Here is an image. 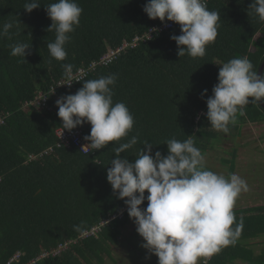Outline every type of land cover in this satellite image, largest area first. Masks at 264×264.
I'll return each instance as SVG.
<instances>
[{"label": "trees", "instance_id": "trees-1", "mask_svg": "<svg viewBox=\"0 0 264 264\" xmlns=\"http://www.w3.org/2000/svg\"><path fill=\"white\" fill-rule=\"evenodd\" d=\"M54 2L39 0L41 6L27 13L23 9L26 0H0V25H14L10 38H0V264L16 252L25 262L67 241L72 242L60 254L48 255L36 264H102L106 255L111 257V247L118 242L120 227L127 221V210L120 218L101 225L96 235H81L126 207L107 182L106 172L115 148L132 136L137 137V144L120 153V158L127 157L130 162L139 149L144 150L145 142L153 145L152 155L159 151L166 156V142L172 138L181 142L191 138L206 155L223 148L215 144L220 135L239 136L244 125L264 123V110L259 102V107L251 104V97L246 116H238L228 133L215 130L207 120L205 101L212 95L221 67L216 63L247 57L258 73L264 60V21L249 9L252 0H207V8L218 11L220 20L215 42L206 45L204 57L177 55V45L170 39L181 34L176 23L175 29L139 41L83 78L117 76L111 86L113 104L123 102L134 119L126 137L89 153L73 145L57 146L55 131L63 128L55 102L61 96L75 94L84 83L81 80L57 86L59 80L67 78L61 65L72 64L73 71L89 70L91 62L109 48L132 41L161 21L149 19L143 11L147 0H76L82 8L80 23L69 33L66 59L57 61L47 49L55 33L47 31L52 21L45 11ZM16 42L30 44L26 63L10 54V45ZM38 92L46 95V106L28 103ZM78 128L90 134V123L74 129ZM44 150L46 154L29 159V155ZM224 151L229 156L221 157L220 162L227 166L228 177L235 168L237 149ZM140 207H147V200ZM233 211L239 214V221L243 220L239 238L264 234V205ZM242 250L237 241L214 254L207 264H229Z\"/></svg>", "mask_w": 264, "mask_h": 264}, {"label": "clouds", "instance_id": "clouds-1", "mask_svg": "<svg viewBox=\"0 0 264 264\" xmlns=\"http://www.w3.org/2000/svg\"><path fill=\"white\" fill-rule=\"evenodd\" d=\"M40 6L39 0H26L23 9L31 13ZM249 9L264 21V0H252ZM45 11L52 21L47 31L55 33L47 49L52 58L64 61L69 33L79 25L82 8L76 0H56ZM143 11L149 19L159 18L161 22L166 19L180 25L181 34L170 36L179 57L185 53L193 58L204 57L206 45L215 42L218 35L220 13L210 11L207 0H147ZM13 26V22L0 25V38H10ZM10 48L12 56L21 57L26 63L29 43L16 42ZM218 65H221L218 82L205 101L206 117L212 128L228 133L229 125H235L238 116H246L249 97L257 107V102L264 100V74L258 75L247 57L232 58ZM61 67L69 79L68 85L84 81L75 94L61 96L55 102L62 128L70 131L90 123V134L85 139L94 150L126 137L134 119L123 102L113 104L111 86L117 76L109 74L87 80L77 78L72 64ZM206 92L207 89L201 95ZM136 144L137 137L132 136L115 148L106 180L117 198L124 201L127 215L144 241L142 247L158 258V264H198L201 257L211 258L223 248L235 245L242 233L243 220L236 221L233 209L240 194L248 191L247 182L237 174L225 177L208 169L205 155L191 138L183 142L169 139L166 156L159 151L152 155L153 145L145 142L144 150L139 149L133 161L120 158V153ZM145 200L147 207L141 208Z\"/></svg>", "mask_w": 264, "mask_h": 264}, {"label": "rangeland", "instance_id": "rangeland-1", "mask_svg": "<svg viewBox=\"0 0 264 264\" xmlns=\"http://www.w3.org/2000/svg\"><path fill=\"white\" fill-rule=\"evenodd\" d=\"M216 64H219L218 62ZM239 136H224L220 135L217 139L218 141L215 142L216 145H220L223 148L218 149L215 148L213 150H210L205 155V162L210 167H221L219 163V158H227L229 155L224 151L226 148L236 147L238 148V152L247 153L246 150H253L259 149L258 152H254V156H250L251 152L246 157H251V160L253 161L254 168H257V170H260V167L264 163V123L255 124H246L242 127L240 130ZM261 149V151H260ZM241 164L238 165L239 168H241ZM225 168V167H224ZM214 170V169H213ZM225 173V171H224ZM240 175V173H239ZM251 186L248 188V192L246 193H252ZM255 192V191H254ZM243 195V194H242ZM244 202L246 203H254L256 201L255 197L248 196L245 197ZM146 208V207H143ZM138 233H136V226L132 219L127 218V221L125 224L120 227V233L118 236V242L115 245H112L111 247V255L112 258L115 259V263L119 259L127 258V261H121L120 264H136V261L138 260V254L140 253L141 249H144L142 247L143 241H140L138 238ZM140 237V236H139ZM145 252L143 250L141 254ZM109 255H106L104 257V261L102 264H112L111 261H106L107 258H109ZM143 257L147 259V261L141 262L140 264H158V258L151 254L149 251L146 252ZM122 258V259H123ZM150 258V259H149ZM149 259V260H148Z\"/></svg>", "mask_w": 264, "mask_h": 264}, {"label": "built area", "instance_id": "built-area-1", "mask_svg": "<svg viewBox=\"0 0 264 264\" xmlns=\"http://www.w3.org/2000/svg\"><path fill=\"white\" fill-rule=\"evenodd\" d=\"M176 28V23L175 22H171V21H167L165 20L164 22L155 24L151 27H149L147 29V31L140 35V36H136L132 39V41H123L122 44H120L119 46L115 47V48H109L98 60L92 61L91 65L89 67V70H85V69H78L76 71H73L74 74L77 76V78H81L83 79L84 77H86L88 74V71L93 70L96 66L98 65H102V64H107L109 63L111 60H113L118 54H120L121 52L125 51L126 48L128 47H135L137 45V43L139 41H149L152 38H154L155 36L163 33V32H167L170 31L172 29ZM155 29V31L153 30ZM148 34V35H147ZM73 82H77V81H73ZM69 83V79L68 77L65 79H61L57 82V86H65L68 85ZM72 84V83H71ZM54 88L51 89V91H53ZM46 95L42 92H38L35 99L31 100L30 103L33 106H46ZM40 99V100H39ZM38 100V101H37ZM3 123V119L0 118V124ZM55 134L58 137V142L56 143L57 146L59 145H65V146H69V145H73L77 148H79L83 153H89V152H95L94 149L91 148V146L89 145L91 142L89 140H86L85 137L88 136V134L84 133L81 129H72V130H68L65 131L63 129H57L55 131ZM49 150H51V148H49ZM47 150H44L42 152H40L38 155H29V159H34L37 158L39 156H41L42 154H46ZM127 207H124L122 209V211H120L118 214L113 215L112 217H110V219L104 220L100 223V225L98 226H94L91 228V230H87L84 231L81 235V237H85V236H89V235H96L97 232L100 230V226L105 224L106 222H108L109 220L115 218V217H121L122 212L126 211ZM72 241H67L64 243H59L55 248H53L50 251H42L39 255L25 261V262H21L20 261V256L21 253L20 252H16L14 253L7 261H5L2 264H36L37 261H39L40 259L48 256V255H58L60 254V252H62L66 247L67 244L70 243ZM205 259L206 258H201L200 260V264H205ZM210 258L206 259V264L208 263V260Z\"/></svg>", "mask_w": 264, "mask_h": 264}, {"label": "crops", "instance_id": "crops-1", "mask_svg": "<svg viewBox=\"0 0 264 264\" xmlns=\"http://www.w3.org/2000/svg\"><path fill=\"white\" fill-rule=\"evenodd\" d=\"M238 148H236L237 151H236V159H235V168H234L233 173L237 174V175H239V173H240L239 176L242 177L247 182L248 188L251 186L253 191H252V193L242 192L240 194V196L237 198L234 209H240L243 207L262 206V205H264V163L260 167V170H257V168H254V166H256V165H254L253 161L251 160V157H246L249 155L250 152H251L250 156H252V155L254 156V152H258L259 149L257 148L255 150H253V152L251 150L250 151L246 150L247 153H242V152L240 153V152H238ZM260 151H261V149H260ZM219 163H220L221 167H218V168L212 167L214 169L213 171L226 176L227 170H228L227 166L221 164L220 158H219ZM239 164L242 165L241 168L238 167ZM224 171H225V173H224ZM248 196L255 197L256 201L254 203L244 202L243 199L245 197H248ZM235 216H236V221L239 222V219H238L239 214L237 213V214H235ZM233 227H235V225H233ZM137 238L140 241H143L142 237H139V234H138ZM237 241H239V244L242 245L243 250L229 264H261L263 262V258H264V255H263L264 254V234H258L255 236H251V235L243 236L242 238H239ZM143 250H145V252H143L141 254V252ZM146 252H148V250L145 248L140 250V253L137 255L138 260L136 261V264H140L141 262L147 261V259H145V257H143V255ZM262 255H263V257L261 259H259ZM122 258L119 259L117 261V263H115V264H120L121 261L123 262V261L127 260V258H123V259ZM106 261H111L112 264H114L115 259L112 258V256H111V257L107 258ZM199 262H200V260L198 261V264H199Z\"/></svg>", "mask_w": 264, "mask_h": 264}, {"label": "water", "instance_id": "water-1", "mask_svg": "<svg viewBox=\"0 0 264 264\" xmlns=\"http://www.w3.org/2000/svg\"><path fill=\"white\" fill-rule=\"evenodd\" d=\"M263 68H264V60L262 61L261 65L258 69V73H257L258 75H260L262 73ZM259 104H260L261 108L264 110V101L263 100L259 101Z\"/></svg>", "mask_w": 264, "mask_h": 264}]
</instances>
